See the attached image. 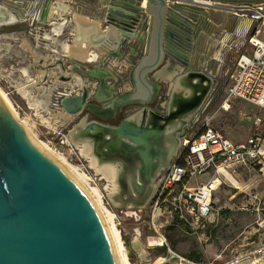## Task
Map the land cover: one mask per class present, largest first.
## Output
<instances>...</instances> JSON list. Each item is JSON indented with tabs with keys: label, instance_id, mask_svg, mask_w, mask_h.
I'll list each match as a JSON object with an SVG mask.
<instances>
[{
	"label": "water",
	"instance_id": "1",
	"mask_svg": "<svg viewBox=\"0 0 264 264\" xmlns=\"http://www.w3.org/2000/svg\"><path fill=\"white\" fill-rule=\"evenodd\" d=\"M138 7L139 13L132 14L112 4L105 23L129 38L137 23L144 19L142 25L147 26L146 20L151 17L147 54L137 67L139 80L170 63L172 69L185 72L175 75V81L188 74L189 78H200L201 84L203 79L211 83V78L192 65L190 24L202 14L208 16L207 9L213 5L192 0H138ZM152 52L155 59L151 61ZM198 96L189 92L186 98L191 104L173 113L167 111L164 118L170 121L197 108L202 99ZM171 99L168 97L169 103ZM4 101L0 96V264H118L106 225L89 194L30 139ZM60 104L70 115H78L86 104V95H66ZM114 128L100 149L104 154L131 160L133 169L139 168L150 181L156 167L167 163L162 142L166 127L157 123L138 125L126 119ZM261 258L258 264H264V256Z\"/></svg>",
	"mask_w": 264,
	"mask_h": 264
},
{
	"label": "rangeland",
	"instance_id": "2",
	"mask_svg": "<svg viewBox=\"0 0 264 264\" xmlns=\"http://www.w3.org/2000/svg\"><path fill=\"white\" fill-rule=\"evenodd\" d=\"M0 3L7 5L17 18L14 23L0 26V88L5 92L15 112L20 117L18 119L39 140L47 144L61 159L67 162L87 184L99 189L102 195V204L113 214L115 226L119 230L125 246L130 249L128 255L130 262L132 264H180L182 258L192 264L216 262V253L210 252V245L214 244V241L209 233L201 234L200 231L192 233L178 222L173 213L165 210L164 207L158 212L156 218L158 233L151 222V200L145 208L141 209L116 206L110 199V193L113 190L112 183L101 172H97L91 160L82 154L81 149L68 140L70 131L74 126L79 124L80 120L86 118L80 119L79 116L74 115L73 119L67 123L57 122L53 118L54 113L61 111L58 109L60 107L55 105L56 99L66 90L69 91L67 89L69 86L65 84L66 81L62 77L79 74L74 71L77 66L84 71H89V69L98 65L105 67L108 64L109 57L102 58L99 61L100 63L74 61L66 55L61 44H58L55 47L56 50H53L52 43L44 38V35L52 30V25L50 26L48 21L42 20L43 22H41L40 14L37 11L27 12L26 20H23V13L18 9L17 4L11 5L8 0H0ZM79 9L82 12V7H79ZM70 29L71 27L66 28V34L61 37L62 39L68 38V41L73 39ZM24 40H27L32 48L25 46ZM249 47L250 45L247 44V49H245L248 50ZM109 49L110 43L108 42L106 50ZM125 49L124 46L122 50ZM226 49L227 54L223 58V62L219 63L217 67L216 63H214L215 66L213 64L214 74L217 72V75L214 78L213 88L209 93L200 120L197 119L191 125L192 130L196 132L203 122L210 121L213 126L215 125L216 128L222 130L230 138L241 141L255 132L252 121L255 115L260 114V109L244 100H233L231 109L228 111L222 108V104L229 93L230 74L236 69L238 56L234 48H230L229 45ZM121 67L114 68L115 72H121ZM25 68L28 70H24ZM39 70H45L47 73L42 81L35 83ZM128 73L127 75L124 74V77L128 76ZM29 74L35 80L29 79ZM89 80H92L91 83H95L94 79ZM73 82L76 86L80 85L75 77ZM44 85L56 86L51 97L52 103L48 106H43L39 102L41 100L39 90ZM70 87L72 90H78L77 87H72V85ZM164 101L166 99H163ZM198 114L196 117H198ZM96 150H98L97 147ZM229 174L225 178L223 177V183L216 191L214 200L216 206L227 214L226 216H232L233 220L229 225L225 216L224 220L220 222L217 231L223 234V244L220 242L216 244H218V249L221 250L226 247L224 244L227 242L232 244L236 250L225 252L224 259L221 261L240 254L253 257L255 255L254 251L258 248L257 246L264 241V239H261L263 241L257 240L255 237L254 240H246V243L242 242L243 232L258 227L262 220L256 216L246 218L244 217L245 212L240 210L242 206H247L249 203L248 192L251 188L257 187L256 191H258L259 197L264 196V184L260 182L264 181V176L257 170L252 173L243 166L230 167ZM126 176L127 181L132 182L131 173H127ZM90 177L93 181H90ZM233 185L238 187L240 185V190ZM254 189L253 192H255ZM252 195H255V193H252ZM249 206L256 209L262 208L263 205L250 204ZM130 211L134 213L131 215L129 214ZM259 213L264 214V210L260 209ZM138 238L139 241L137 242ZM169 249L174 251L176 256L172 255Z\"/></svg>",
	"mask_w": 264,
	"mask_h": 264
},
{
	"label": "crops",
	"instance_id": "3",
	"mask_svg": "<svg viewBox=\"0 0 264 264\" xmlns=\"http://www.w3.org/2000/svg\"><path fill=\"white\" fill-rule=\"evenodd\" d=\"M11 2V5L17 4L18 9L23 13V20H26V16L28 15L27 12H30L31 10H35L40 14L41 22L48 21L49 25H52V22L55 20H66L68 21V25L66 28H73L76 24V18L75 13H80L86 17H88L90 20H97L102 28H107V25L105 24L106 15L109 12L110 6L112 4L122 7L123 9H126L127 11H130L129 13L135 14L139 13V7H138V0H8ZM59 1H63L66 3L67 6H70L71 10L70 12L63 13L62 15L58 14L56 11H54L55 5L59 4ZM210 1L213 4V7L208 10V16L201 15L200 18H196L195 22H192L191 25V60L193 64L199 69L200 72L207 75V77L211 78V84L210 89L207 92V95L204 98V102L201 108V113L204 111L206 106V101L209 96L210 91L212 90V84L214 83V78L217 75L214 74L213 64L216 63V67L218 64L222 63L223 58L227 54V46L229 45L230 48H234L235 52L239 55L245 51L246 45H247V39L252 33V29L254 28V23L251 21V19L243 17L240 14L239 8L245 5H248L250 3H255L258 1L263 0H206ZM81 4L82 6H80ZM238 6V7H237ZM240 6V7H239ZM8 7V6H7ZM79 7H82V12L79 11ZM84 7V8H83ZM235 7L237 9H235ZM9 8V7H8ZM235 9L236 11H231V9ZM238 14V15H237ZM43 20V21H42ZM147 26H143L144 19L140 21L139 23L134 26V30L132 31V36L127 38L123 34H121L116 27H111V29H114V34L119 36L121 38V45L120 48L112 47L113 42H118L116 39H111L109 41L110 43V49L107 51L105 50L103 52L102 58L109 57L108 64L104 66H97L95 68L89 69L91 73H96V80L94 84H97L100 87L101 94H98L99 92L96 91V94L99 96V98L105 102V105H109V100L112 98V91H115L119 95H123L126 92L133 89L132 85V77L135 74L136 80H137V86H140L137 92H140L141 97H146L151 100L152 106H149L148 110V117L150 114V111H153L154 113L158 114L159 116H166V113L168 111V108H166L169 104V100L167 101L168 97H171V91H172V82L171 79L165 80L157 76L158 73L164 70H172V67H170V63L162 64L159 66L158 69L155 71L148 72L147 75L143 79V83L139 80L137 73V67L139 66L140 62L142 61V56L147 54V47L149 44V37H150V28L152 26V19L151 17L148 18ZM51 22V24H50ZM143 24V25H142ZM66 28L64 33L60 35H56L57 39L59 41H63L61 37L66 34ZM70 29V34L71 33ZM116 31V32H115ZM118 32V33H117ZM197 37H196V36ZM61 36V37H60ZM73 37V34H72ZM68 39V38H67ZM113 41V42H112ZM225 44V45H224ZM224 45V46H223ZM126 47L123 51L122 49ZM246 48V49H245ZM249 50V48H248ZM216 54H219L220 59H217ZM151 61L155 59V53L149 54ZM113 59V60H112ZM119 62H118V61ZM135 61V62H134ZM100 63V62H98ZM134 63V64H133ZM122 66L121 72L116 73L114 68ZM215 66V64H214ZM124 70V71H123ZM183 70V69H182ZM202 70V71H201ZM129 72V73H128ZM236 72V69L234 72L230 74L232 77V74ZM128 76L124 77V74ZM185 72H181V75H183ZM72 77H75L74 75H70ZM230 77V81H231ZM76 78V77H75ZM128 81V82H127ZM81 86V81L78 80ZM66 85H72V87H77L76 85H73V82L69 81V83H65ZM103 85V86H102ZM229 88V87H228ZM96 90V89H95ZM99 90V91H100ZM173 92V91H172ZM137 94V93H136ZM186 98V93H183V98ZM163 99H166V101L163 102ZM182 99V97H181ZM234 100H241V99H234ZM108 101V102H107ZM233 101V100H232ZM231 101V102H232ZM245 101V100H244ZM231 102L230 105L225 107H222L224 110L228 111L231 109ZM247 102V101H246ZM252 104V103H250ZM253 106L260 109V114L255 115L253 118V127L255 128L256 133H261L264 131V110L260 107L252 104ZM201 116V114H198V117ZM198 117H196L193 122L192 120L187 123V125L182 129V132L178 135L179 139L181 140V135H193L195 131L192 130V125L190 123H194L197 121ZM86 118V117H85ZM257 118L261 119V125L259 129L255 126V121ZM88 120V118H86ZM81 121V120H80ZM90 121V120H89ZM159 123H164L162 120L158 121ZM219 129V128H218ZM220 130V129H219ZM192 131V133H190ZM230 141L232 140L235 143H242L247 142V140L252 136H248L246 139L237 141L233 138H230L227 134H225L222 130H220ZM179 140V146L177 151L175 152L172 161L176 155V153L179 150V147L182 143V140ZM242 167V166H239ZM246 169V168H245ZM248 169L253 173L255 170H257L256 167L251 166L248 167ZM211 171L195 177L192 179V184L196 185L205 181H208L212 176ZM264 184V181H260ZM240 185L238 190H240ZM255 188V189H254ZM253 189L255 192H253ZM257 190V187H253L248 192V198L249 203L247 206H242L240 210L244 211L245 215L244 217L248 218V216H256L260 220H264V214L259 213L260 209L264 210V196L261 195L259 197V193ZM241 192V191H240ZM216 193V192H215ZM252 193H255V195H258V198L255 197V195H252ZM215 196V195H214ZM233 199V197H232ZM214 203V210L211 213V215L207 218V221H205L202 229L199 233H209L211 238L214 241V244L212 243L210 245V252L213 251L216 253V262H210L208 264H224L227 261L234 259L240 255H233L229 259L225 261H221L224 259V253L227 251L233 252L236 250L232 246V244H229L225 242V248L219 250L218 249V242L222 243L223 240V234L219 233L220 231H217V228L222 220H224V217L227 215L224 212L221 211L216 206V202L213 199ZM250 204H256V205H263L262 208H252L249 206ZM124 208V207H120ZM258 211V212H257ZM216 213V214H215ZM227 224L232 223V216H226ZM229 224V225H230ZM253 230H248L243 232L244 238L242 239L243 243H246V240H254L255 237L257 240L264 239V223H259L258 227L252 228ZM242 234V235H243ZM263 241V240H261ZM264 246V241L261 242L260 245L257 247ZM229 248V250H228ZM244 249V248H243ZM244 257H246L244 255ZM252 261V259H247L245 261ZM260 260V259H259ZM259 260L254 259L253 261L257 262ZM182 263V262H181ZM180 263V264H181ZM201 264V263H196Z\"/></svg>",
	"mask_w": 264,
	"mask_h": 264
},
{
	"label": "bare ground",
	"instance_id": "4",
	"mask_svg": "<svg viewBox=\"0 0 264 264\" xmlns=\"http://www.w3.org/2000/svg\"><path fill=\"white\" fill-rule=\"evenodd\" d=\"M207 2L211 3L210 1ZM70 8L71 7L67 6L66 3H64L63 1H59V4L55 5L54 7V11L62 15L63 13L66 12L69 13L71 10ZM235 9L237 8L235 7ZM75 18H76V24L71 29V33L73 34L72 37L73 39L71 41H68V39H64L61 42L59 41V39H57L58 35L64 33L65 28L68 25V21L58 19L52 22V30L50 32H47L44 35V38H46L48 41H50V43H52L54 48L53 50H56L55 47L58 44H61L63 46L66 55L69 58L73 59L74 61L82 62V63H98L102 59L103 52L106 50V45L111 39L118 40V42L112 41L113 42L112 47L120 48L121 38L116 34H114V29H111V27L114 26L110 25L107 28L106 27L102 28L101 24L97 20H90L88 17L80 13H75ZM16 21L17 18L10 10V8H8L7 5L5 6L4 4L0 3V26L3 24L14 23ZM24 43L25 46H27L28 48H32L27 40H24ZM216 57L217 59H220L219 54H216ZM192 65L196 70L199 71V69L193 64V62ZM24 70L27 71L28 69L25 68ZM46 73L47 72H45V70H39L38 74L36 75V80L33 79V77L30 76V74H29V79L35 80V83H39V81L43 80V77L45 76ZM175 75L180 76L181 75L180 70L177 69L164 70L157 74V76L162 79L165 80L171 79V81H173V86H172L173 92L171 91L172 99L170 100V103L166 107L168 108V111L172 113L175 112L176 109L178 111L181 108L188 106V104H191V102L187 100L188 98L185 97L183 98V93H186L187 96L189 92H192L193 96L194 93H196V95H199L198 97H202L206 93V89L208 90L210 89L209 85L211 84L204 79H203V83L201 84L200 78L192 79L189 78V76H187L188 74L182 76L181 78H178L175 81L176 78ZM75 77L79 81H81V83H84L80 74H75ZM188 84L191 87H189ZM73 85H75L74 82ZM192 87L194 89H192ZM54 89H56V86L50 87L44 85L40 87L39 97L41 98V100L39 102L41 105L48 106L50 103H52L51 97ZM0 96L2 97L3 100H5L4 102L7 104V107L11 110L15 118L17 119L20 118L18 114L15 112L11 102L7 98V95L1 88H0ZM204 98L205 96L202 97L203 100L201 99V102H199V104L197 103L196 106L197 108H193L192 110L182 114L181 116L176 117L177 119L172 120L168 124V126L167 124L164 123L161 124L158 122L159 120H162L163 122L166 123V121L168 120L164 118L165 116H159L153 111H150V114L156 116L157 118L156 122H153L151 124L157 123L160 125H164L167 129L166 134H164L163 136L164 139L162 141L163 146L165 148V154L167 157L172 158L174 156L179 146L180 139L178 135L182 132V129H184L187 123H189L202 108ZM59 110H61L59 113H54V114L52 113L55 121L57 122L63 121V123H67L71 121V119H73L74 117L73 114L70 115V113L66 112L64 109H59ZM144 116H145L144 110H140L131 116V120H132L131 122L134 123L133 121H135L137 123H141L144 119ZM89 125L90 124L86 119L81 120V122L75 125L74 128L70 131L68 140H70V142L73 143L77 148L81 149L82 154L91 160V163L93 167L97 170V172L99 173L101 172L112 183L113 190L110 193V199L114 204H116V206L119 207L123 206L128 209L145 208L147 206V203H149L150 200L152 199L153 194L157 187V183L155 184V180L153 179L154 175L150 181L149 180L147 181L140 172L139 168L133 169L134 164L132 163L131 160H125L124 158L120 157V155H109L103 153V150H101L99 146L104 141L110 139L112 131L115 130L113 126L110 125L108 126L102 123H98L96 121L93 122L92 125H90L91 129ZM23 126L26 128L30 139L34 143H36L41 148V150H44L46 154H48L49 156L53 157L56 161H58V163L62 166V168L67 169L72 174V176L78 181V183L84 188V190L89 194L90 198L93 200V203L97 207L106 225L108 234L110 236L116 254V259L118 264H132L128 256L130 249L125 246L122 236L119 230L117 229V227L115 226L113 214L108 209H106V207L102 204V195L99 189L87 184L85 180L81 176H79L77 172L67 162L61 159L55 151H53L47 144L39 140L38 137H36L26 125L23 124ZM101 132H106V134H108V137L104 136ZM181 140L182 142L184 141L183 139ZM95 146L97 147L98 150H96ZM97 151L100 153H98ZM105 157L110 160L106 159ZM128 171L131 173L132 182H129V180L127 181L126 174L129 173ZM159 171L160 169L157 171V173ZM135 184L138 185V187L140 186V189H138V187L135 188ZM133 213L134 212L132 211L129 212V214L131 215ZM136 241L138 242L139 238ZM247 259H252V261L250 260L245 261ZM254 259L261 260L262 258L258 257L257 255L255 257H244L238 264H258V261L257 262L253 261ZM181 264H192V263L182 258Z\"/></svg>",
	"mask_w": 264,
	"mask_h": 264
},
{
	"label": "built area",
	"instance_id": "5",
	"mask_svg": "<svg viewBox=\"0 0 264 264\" xmlns=\"http://www.w3.org/2000/svg\"><path fill=\"white\" fill-rule=\"evenodd\" d=\"M192 1L214 4L206 0ZM239 11L243 17L251 19L254 28L247 39L249 50L237 58L236 72L232 74L229 93L222 107L226 108L234 99H241L264 110V0L242 6ZM260 125L261 119L257 118L256 128L259 129ZM183 140L169 167L158 177L150 202L151 222L158 233L156 218L163 207L173 213L185 228L198 233L214 210L215 192L222 185L223 177L230 175V167L254 166L264 176V131L252 135L247 142L235 143L210 121H205L193 135L185 134ZM209 171L213 173L208 181L192 184L193 178ZM169 252L176 256L171 249ZM254 254L253 257H263L264 246L258 247ZM243 258L238 256L224 264H238Z\"/></svg>",
	"mask_w": 264,
	"mask_h": 264
},
{
	"label": "flooded vegetation",
	"instance_id": "6",
	"mask_svg": "<svg viewBox=\"0 0 264 264\" xmlns=\"http://www.w3.org/2000/svg\"><path fill=\"white\" fill-rule=\"evenodd\" d=\"M74 71L80 74L84 83H81V86H77L78 90L76 89L72 90L70 85H68L69 87H67V89H69V91L66 90L64 93L60 94L59 97L56 99L55 105L60 107L58 109H62L60 103L64 96L66 95L73 96V95L84 93L86 95V104L84 108L82 109V111L77 116H79L80 119H83L85 117L88 118L87 121L90 125H92L93 122L96 121L98 123H102L108 126L110 125L113 127H117L121 125L126 119H129L130 121H132L131 116L140 110H144L145 116H144L143 121L141 123H137L135 121L133 122H135L138 125H146L147 120H148V123L156 122L157 120L156 116L149 114V117H148L147 115L149 106L150 105L152 106L151 100L148 98V96L146 97L136 96L137 80H136L135 74L131 78L133 89H131L130 91L126 92L123 95H119L115 91H112V98L109 100L110 104L105 105L106 101L103 102L99 98V96L96 94V91L99 92L98 94H101L102 90H100V87L97 84L91 83L92 80H89V79L96 80V75L98 74V72H96L97 73L96 74V73H91L90 70L84 71V70L79 69L78 66L76 67V69L74 68ZM62 79L66 82H69L73 80V77L64 76L62 77ZM175 111H177V109ZM174 119L176 120L177 118H174ZM172 120L166 121V123L164 122V124H167L168 126V124ZM101 133L104 136L108 137V134H106V132H101ZM172 158L167 157L166 158L167 163L160 164L155 169L154 174H153L154 175L153 179L155 180V184L157 183L158 177L160 176L162 171H164L166 164L167 165L171 164ZM159 169L160 171L157 173Z\"/></svg>",
	"mask_w": 264,
	"mask_h": 264
}]
</instances>
